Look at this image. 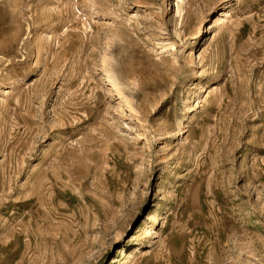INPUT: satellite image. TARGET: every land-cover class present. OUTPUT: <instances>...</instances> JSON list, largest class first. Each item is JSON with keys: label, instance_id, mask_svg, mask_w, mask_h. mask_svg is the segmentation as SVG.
<instances>
[{"label": "rangeland", "instance_id": "obj_1", "mask_svg": "<svg viewBox=\"0 0 264 264\" xmlns=\"http://www.w3.org/2000/svg\"><path fill=\"white\" fill-rule=\"evenodd\" d=\"M0 264H264V0H0Z\"/></svg>", "mask_w": 264, "mask_h": 264}, {"label": "bare ground", "instance_id": "obj_2", "mask_svg": "<svg viewBox=\"0 0 264 264\" xmlns=\"http://www.w3.org/2000/svg\"><path fill=\"white\" fill-rule=\"evenodd\" d=\"M227 14H228V13H227ZM227 14H226V15H227ZM220 23H221V22H220ZM127 105H128V104H127ZM130 105H131V104L129 103V107H131ZM147 233H148V232H145V234H147ZM131 258H132V259L137 258V254H133V253H131V257H130L129 259H131ZM133 261H134V260H133Z\"/></svg>", "mask_w": 264, "mask_h": 264}]
</instances>
